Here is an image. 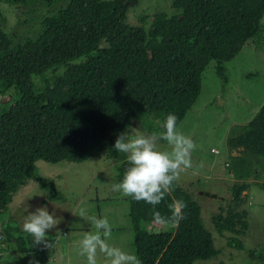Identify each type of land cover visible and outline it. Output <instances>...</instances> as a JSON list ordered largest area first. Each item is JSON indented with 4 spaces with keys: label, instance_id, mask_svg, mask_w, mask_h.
I'll use <instances>...</instances> for the list:
<instances>
[{
    "label": "trees",
    "instance_id": "16d2710c",
    "mask_svg": "<svg viewBox=\"0 0 264 264\" xmlns=\"http://www.w3.org/2000/svg\"><path fill=\"white\" fill-rule=\"evenodd\" d=\"M0 1L26 16L21 36L0 16V209L29 180L49 199H62L38 173L37 160L82 162L103 153L125 171L126 156L113 149L120 133L136 122L162 131L157 122L169 113L178 125L198 98L209 64L215 62L216 73L225 77L222 65L253 36H264V0H172L170 10L140 15L136 22L130 12L142 0ZM227 145L243 156L227 165L236 180L212 222L229 246L264 264V246L245 247L238 237L249 223L247 211L237 208L255 173L248 163L264 158V103L232 129ZM126 200L133 251L142 264H194L219 253L200 205L176 183L155 210L170 216L169 205L183 200L185 218L178 227L155 225L152 205ZM6 229L21 254H46L55 244V234L47 235L48 248L17 227Z\"/></svg>",
    "mask_w": 264,
    "mask_h": 264
},
{
    "label": "rangeland",
    "instance_id": "374dc122",
    "mask_svg": "<svg viewBox=\"0 0 264 264\" xmlns=\"http://www.w3.org/2000/svg\"><path fill=\"white\" fill-rule=\"evenodd\" d=\"M171 1L142 0L131 10L129 20L136 22L140 15L168 11ZM66 2L61 1L58 5ZM45 10L42 9V13ZM39 13L36 12L37 15ZM0 16L5 19L4 27L22 35L25 25L21 21L26 16L21 10L0 1ZM262 22L264 24V16ZM263 39V34L261 37L253 36L234 58L225 62L222 65L225 77L216 73L215 62H211L202 74L198 98L177 125L195 141L197 147L192 153V167L182 172L175 183L190 192L200 205L202 220L210 229L214 245L219 250L216 256L197 260L194 264H253L244 251L229 246L226 237L219 235L212 215L221 207L226 208L227 199L231 197L229 188L236 180L227 164L231 163L233 156L241 155L239 149L228 148L227 138L236 125L251 120L264 103ZM8 98L5 96L3 100ZM131 127L144 132L152 129L148 122H136ZM160 146L169 150L164 141ZM35 165L38 173L55 185L62 199H49L47 190L34 180H29L13 194L7 205L0 209V264H86V257L79 254V242L86 233L95 231L88 219L91 216L107 217L112 225L109 243L134 252L129 202L122 194L112 191V185L120 182L123 176L121 163L102 153L82 162L37 160ZM248 168L255 173L249 176L250 186L242 192L243 201L237 208L247 211L249 227L238 237L245 247L258 249L264 246V188L257 183L264 182V158L249 162ZM199 191H208L217 197L200 195ZM42 206L50 214L55 211L60 221L47 232V235H56L55 244L46 254L18 253L12 248L6 228L22 230L25 217ZM81 207L86 209L85 217L79 216ZM98 259L103 261L102 257Z\"/></svg>",
    "mask_w": 264,
    "mask_h": 264
},
{
    "label": "clouds",
    "instance_id": "9594fccd",
    "mask_svg": "<svg viewBox=\"0 0 264 264\" xmlns=\"http://www.w3.org/2000/svg\"><path fill=\"white\" fill-rule=\"evenodd\" d=\"M177 116L169 113L165 120L158 123L162 131L144 132L128 126L127 130L116 138L113 149L126 156L128 167L122 179L112 185V191L144 201L153 207L152 222L167 230L178 227L184 219L186 203L176 200L169 205L171 215H162L155 210L167 194L174 191L175 181L182 172L192 167V153L197 145L177 127ZM167 143L169 150H163L160 142ZM228 165V164H227ZM79 216H86V209L81 207ZM95 231L86 233L79 242L81 256L86 257V264H142L138 255L110 244L112 225L107 217H88ZM59 219L55 211L51 214L46 207L37 208L29 213L22 224V230L34 238L35 244L50 247L47 232L55 228ZM102 257L103 261L98 259Z\"/></svg>",
    "mask_w": 264,
    "mask_h": 264
},
{
    "label": "water",
    "instance_id": "95a60500",
    "mask_svg": "<svg viewBox=\"0 0 264 264\" xmlns=\"http://www.w3.org/2000/svg\"><path fill=\"white\" fill-rule=\"evenodd\" d=\"M199 194L200 195H205V196H211V197H213V198H215V197H217V194H212V193H210V192H208V191H199Z\"/></svg>",
    "mask_w": 264,
    "mask_h": 264
},
{
    "label": "crops",
    "instance_id": "0c3cea01",
    "mask_svg": "<svg viewBox=\"0 0 264 264\" xmlns=\"http://www.w3.org/2000/svg\"><path fill=\"white\" fill-rule=\"evenodd\" d=\"M62 263H65V262H62ZM62 263H60V264H62ZM65 264H68V263H65Z\"/></svg>",
    "mask_w": 264,
    "mask_h": 264
},
{
    "label": "built area",
    "instance_id": "2783aa9c",
    "mask_svg": "<svg viewBox=\"0 0 264 264\" xmlns=\"http://www.w3.org/2000/svg\"><path fill=\"white\" fill-rule=\"evenodd\" d=\"M62 264H65V263H62Z\"/></svg>",
    "mask_w": 264,
    "mask_h": 264
}]
</instances>
